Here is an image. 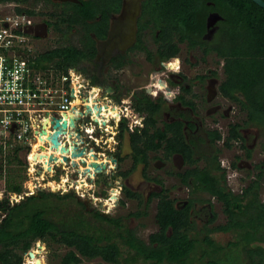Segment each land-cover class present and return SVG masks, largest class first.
<instances>
[{"label": "trees", "instance_id": "trees-1", "mask_svg": "<svg viewBox=\"0 0 264 264\" xmlns=\"http://www.w3.org/2000/svg\"><path fill=\"white\" fill-rule=\"evenodd\" d=\"M5 1L16 2L17 12L48 15L52 19L44 21L62 36L73 30L80 33V45L71 42L58 44L35 52L31 58L36 68H52L60 74L67 73L71 67H81L84 59L94 55V39L90 32L99 38L104 37L109 15L118 12L121 5V0H78L61 6L55 2L51 10L44 11L36 9L34 2L37 0H0ZM140 8L139 29L148 23L153 24V29L158 28L159 60L176 56L180 42H186L189 48L198 45L204 54L209 51L215 53L217 61H222L223 78L217 85L219 93L236 103L244 111L245 118L241 122L228 123L225 135L216 127L207 129L206 142L204 137L193 133L194 130L199 132L194 124H185L182 119L164 120L162 125H157L156 112H159L160 103L149 98L144 102L137 101V108L145 110L146 117L144 126L138 131L136 128L128 132L131 165L113 174H98L104 181L116 174L125 177L141 163L143 177L160 184V190L151 191L145 199L147 204L153 196L157 197L154 217L158 227L149 233L148 240L141 239L133 229L125 227L120 218L101 214L98 210L91 213L95 222L108 224V228L91 224L83 209L66 218L62 215L68 213L58 211L59 215L55 217L52 215L54 210L60 208L57 202L73 196L72 193L40 189L14 204L8 202L6 195L0 198V210L5 211L0 221V264H21L22 254L38 238L67 246L60 259L61 264H80L83 258H100L119 264L122 244L133 250L135 257H141L150 264H191L197 248L201 250V264H234L232 256H222L230 247L238 248L241 256L244 253L250 264H264V201L258 189V179L264 174V158L256 165L259 168L257 177L240 192H233L225 186L226 170L221 165L220 147L217 146L219 141L226 148L238 142L241 148H247L241 128L248 124L264 127V7L253 0H141ZM210 11H217L222 18L217 20L218 28L213 39L208 41L202 35ZM152 32L156 34L154 30ZM181 88L180 102L195 108V102L185 96L190 92V86ZM121 128H124L123 123ZM201 142L212 146L213 151L206 154L199 150ZM14 143L8 140L7 148L0 143V153L7 150L6 158L0 155V168L4 163H10L25 170L26 165L19 154L24 147ZM149 150H158V159L162 161H170L172 154H178L186 166L183 171L169 169L167 173L183 184L192 185L193 190L205 191L219 201L224 222L211 226L204 224L197 229L202 237L194 234L195 222L190 213L193 199L189 198L187 203L178 207L162 180L147 174ZM246 155H250L249 148ZM231 166L236 167L235 161ZM10 170L7 172H13ZM3 188L5 192L20 193L23 185L20 179L16 181L14 174H8L3 179ZM122 191L125 198H134L140 203L142 198L138 191L127 186ZM119 201L124 203L123 199ZM143 212L131 213L139 215ZM214 219L215 213L208 223ZM215 231L232 232L234 238L221 244L211 236Z\"/></svg>", "mask_w": 264, "mask_h": 264}, {"label": "rangeland", "instance_id": "rangeland-1", "mask_svg": "<svg viewBox=\"0 0 264 264\" xmlns=\"http://www.w3.org/2000/svg\"><path fill=\"white\" fill-rule=\"evenodd\" d=\"M34 5L36 9L39 10H44V11L51 10L44 0H37L36 2H34ZM3 8L5 10H9L10 4L7 5L4 4ZM45 19L51 20L52 18L49 17L48 15H44L42 17V20ZM49 28L52 29V31L50 30L46 36L38 37L37 34L33 36L32 35L28 36V43L31 45V48L34 51L36 50L38 52H42L44 49H49L50 47H53L55 45L65 44L68 42L77 43L78 35L80 34L79 32L73 30L66 33L62 37V35L55 33L51 26ZM146 30H149V33L145 34V39L149 42L151 40L152 33L150 29H146ZM200 54L201 52L198 49H189L188 47H186V44H183L181 46L180 52L178 53L181 64L179 71L183 74V78H184L183 81L191 84L192 88L199 93V95H197L194 100L197 103L196 114L198 115L200 120H202V125L199 124V127L196 129L199 132H196L194 130L193 133L195 132L197 135L204 137L205 131H207V129L216 127L220 131H222L223 135H225L227 133L228 122L230 121L241 122L245 118V113L241 109L239 110L238 106L230 108L229 104L231 103L226 98L221 97L218 94V91L215 93L216 97L211 102L208 103L205 100L204 87L206 86L207 81L204 80L203 87H200L198 81L197 82L194 81L193 79L194 75L203 73L205 75H208V77L216 76L217 81L210 83L213 87L216 88L217 83L220 82V80L223 78V72L221 67L222 61H217L218 58L214 54H210L208 57L205 58V61H202L199 60ZM144 56H145L144 52L142 53L140 52L136 54L131 64L126 65L123 71L119 72L118 77H120L122 86H125L130 90H134V88H138L140 85H144L146 81H149L151 77L157 73L156 71H153V68L149 67L148 63L144 62L143 60ZM177 64H178L177 59H174L170 63L171 66H175V67L177 66ZM160 70L161 69H159L158 66V71ZM164 73L166 72L164 71ZM164 73L156 75V81L154 83L156 88L153 89L151 95H154L157 92V89L164 87L165 85V81L163 80ZM173 78H175V76H173ZM159 94L162 97L161 95L162 93ZM214 102L221 103L222 109L224 108L226 113L224 116H221L218 113L207 112V107ZM171 107H174V102L163 103L162 109L159 114V120L157 122L158 125H162V122L164 120H167L173 114L177 116V114L174 111H172ZM214 117H216L217 119L216 124L213 123ZM195 120H197V117ZM241 133L244 136V143L246 147L250 149L249 156L246 155L247 148H241L238 142H233L232 145L227 148L224 147L220 141L217 142V146L220 147L219 158L221 161V165L226 170L225 176L227 175L225 179L226 182L225 186L226 188L231 189L233 192H239L253 178L257 177L256 174L259 168L256 165L259 164L260 161H262V159L264 158V127L263 126L257 127L252 124H248L243 128H241ZM195 139L197 140L198 138ZM126 144L128 145V143ZM14 145L23 146L19 142H15ZM1 146L7 148L6 144L5 145L1 144ZM198 146H199L198 149L202 150L206 154L209 153V151H213L214 149L212 146L208 147L206 142L204 143L201 142L198 144ZM126 150H129V148L127 147ZM6 151L7 150L5 149L3 154L0 153V155H3V157L6 158V154H7L5 153ZM158 154H160V152H158ZM175 159L179 163L177 167L175 166V164H172L169 161L163 163L160 160H158V166H157L155 164L156 159L153 156L150 157L147 174L149 176L156 175L158 178H160L163 182V186L169 189L168 193L170 194V196L174 197L176 201H180L191 195L190 190L192 189V186L181 183L177 179V177L173 175H169L167 173V170L169 169L172 171H175L177 169L180 170L183 169L179 155H177ZM232 161H235L236 167L231 166ZM130 163H131L130 158L126 159L122 162L121 167L127 168ZM198 164L201 163L198 162ZM9 168H11L10 171L13 172H7ZM37 169L38 167L36 165L32 167L28 164L27 169L22 170V168L19 167V165L4 163L0 168V190L1 191L3 190V179L8 174H14L16 181L20 179L23 187L25 188L28 187L33 191H36V189L38 188L39 189L43 188L44 190L52 189L56 191L58 190L61 191L62 190L61 188L64 189L66 188V190L69 191V188H71L75 193L77 192L78 195L81 194L80 193L81 191H83L84 195L81 194L82 196L80 197H88L89 195L96 197V195H99V193L104 194L105 191L109 193L111 189L119 190L118 180L114 179L117 178V174L116 176L111 177L112 182L107 185L102 183V181L104 180H102L101 176H99V174L97 173L95 175L96 177L95 179L90 181L85 179L84 183H82L83 186H81L80 183H78L77 184L78 186L73 185V187H69L66 183L68 181L64 179L65 177H67L65 175V173L67 172L61 173V171H59L57 174H53V172L50 171L48 173H44L43 171H41L37 173L38 172ZM113 169L114 168L112 164V167L110 169H108L107 167V171L104 173L112 172ZM64 170L67 171L68 167L64 168ZM81 178H85V176L82 175ZM81 178H79V180ZM127 180L133 183L134 185L136 184L140 185L139 191H141L142 193L141 195L142 199L145 197V195H147L149 190L151 189L160 190V184H158L157 187L156 184H153L151 181H148L146 180L145 177H143L141 173V164H138L135 167V169L131 171V173L127 176ZM258 180H259V188H258L259 195L261 200L264 201V174H262ZM70 184L72 185V183ZM200 195L204 196L206 201L211 202V209L215 213V219L211 223H208L209 218L210 217L212 218L213 214L210 215L209 213L207 215H202L198 213V208H197L201 203L203 204L204 202L201 203L199 202L197 204V207L193 209L192 213H197V216H195L194 219L195 229L193 230V232L194 234H197L199 237H202V234L199 233L197 229L203 227V224H207V226H211L213 224L224 222L225 216L222 213L220 202H218L214 197L208 195L206 192L200 193ZM18 198L20 197L18 196ZM101 198L103 199L106 197L102 196ZM120 199H123L124 203L114 202L113 204L110 200L106 198L105 200H103V204H104L103 210L108 211L109 216L120 218L121 223L124 224L125 227L133 229L138 236H140L142 239L147 240L148 234L157 229V224L155 222V217H154L157 197L155 198L154 196L153 199L151 198V200L146 205L137 202V199L125 198V196L119 192L118 201ZM142 199L140 202H142ZM109 201L111 203H109ZM57 204L60 206V208L54 210L52 215H54L55 217L59 215L58 211L63 210L62 211L63 213H68L62 215L64 216V218H66L65 216L74 213L77 214V212H79L81 209V207L76 202V198L73 196L68 197L65 200L58 201ZM137 210L140 211L142 210L144 212L139 215H135L131 213ZM211 236L217 242L221 244H225L229 240H232L234 238V233L215 231L211 233ZM39 243L42 245L41 246L42 248L38 247L37 251L39 250L41 253L40 257L46 258V260L43 261L42 263V260L39 258L37 263L60 264V256L66 250V247L64 245H59L58 243L52 241L50 242L46 241V243L44 242V244L42 242ZM262 244L264 246V242H262ZM44 246H46L45 251H43ZM121 248H122V257L120 258L119 264H150L149 261H145L142 258L135 257L134 253L132 251H128V248L125 245L122 244ZM30 250H34L35 252V245L31 246ZM200 251H201L200 248H197L196 252L194 253V256L191 259V264H201ZM222 256L223 258L224 256L225 257L227 256V258L229 256H232L234 258V264H250L247 259V256L244 255V253H242L241 256V252H239L238 248L230 247L224 251V254ZM24 258L26 260L23 263L27 264L28 258L26 257ZM98 262L100 264H114V263H108L102 261L100 260V258H92V259L83 258L80 264H96Z\"/></svg>", "mask_w": 264, "mask_h": 264}, {"label": "flooded vegetation", "instance_id": "flooded-vegetation-1", "mask_svg": "<svg viewBox=\"0 0 264 264\" xmlns=\"http://www.w3.org/2000/svg\"><path fill=\"white\" fill-rule=\"evenodd\" d=\"M68 1H71V0H48V1L45 0L46 4L50 7V9L53 8V3H55V2L59 3V6H61L62 4L66 3ZM140 7H141V0H140ZM116 13H118V12H116ZM116 13L114 12V13H111L109 15V22H108V26H107L104 37L99 38L93 32H90L91 36L94 39L95 53L90 59H84L81 62L80 66L83 68H81V67L69 68V70L72 69L73 71L77 72L83 78L84 88L82 89V97L84 96V101H86L87 98H92V97H95V98L98 97L100 99L102 109L99 112V114H96L94 111L88 112V115L82 117L80 122H82V121L84 122V127H82V132H83V136L86 138V143H87L88 147H90L91 149H94L95 153H97L98 156L100 155V159H102L103 161H106V169L105 170L107 171V167H108V169H110L112 167V164H113L114 169L112 170V172H108V174H111L113 172H120V170H125L131 165V163H130L127 168L121 167V164L124 160L129 159V158L131 160V157L129 155L130 154V145H129V138H128L129 133L128 132L135 131L136 128L138 131L142 126H144V118L146 117V111L145 110H139L137 108V106H136L137 101H143L144 102V101H146V98H149L150 101H152V102L160 103L159 112H156V117L158 118L157 122L159 120V114H160V111L162 109L163 103L164 102H174V107H171V108H172V111H174L177 114V116L175 114H173L171 117H169L165 121H172L174 119H182L185 124L188 122L194 124L196 129L199 127V124L202 125V120H200V118L196 114L197 113V103L194 100L195 97L197 95H199V93L196 92V90H194L192 88L191 84L183 81V79H184L183 74L179 71L181 64H180L178 54L176 56H173L170 58H163L160 60L158 59V54H157L158 28L153 29V27H152L153 24L148 23L149 24L148 26L145 25L144 27L139 29L138 18L141 14V8H140V13L136 18V33H135V40L133 41V43L131 45L126 46L123 50H119V49L117 50V48H113L111 53H110V57L106 61H104L103 63L100 62V59H96L97 40L98 39L99 40L104 39L107 36L108 30L110 28L111 16L116 14ZM42 17H43L42 15H38V14L34 15L33 24L31 27L34 34H37L38 37L39 36H46L50 30L52 31V29L49 28L50 26H48V24H46V21L42 20ZM217 28H218L217 21L214 23V25L212 27H209V28H207L206 24H205L206 30L202 36L208 41L213 39L214 33H215ZM146 29H150L151 33H152V36L150 35L151 40L149 42L145 39V34L149 33V30H146ZM152 30H154V32L156 33L155 35H153ZM53 31L56 33V31L54 29H53ZM79 36H80V34L78 35L77 43H74V44L80 45ZM140 42H141V46H139ZM183 44H186V47H188L186 42H180L179 43L180 48ZM189 49H198L201 52V54L199 56V60H202V61H205V58L208 57L210 54L215 55V53L213 51H209V52H206L204 54L198 45H196L194 48H189ZM36 52H38V51H36ZM140 52L141 53L144 52V55H145L144 59H143L144 62L148 63L149 67L153 68V71H156L157 73L155 72L156 74H154L149 81H146L144 85H140L138 88H134V90H130L129 88L121 85L120 77H118V75H119V72L123 71V69L125 68L126 65L131 64V62L134 60V56ZM174 59H177V61H178V64L176 67L170 65V63ZM158 66H159V69H161L159 71L160 73H164V71L167 73V74L164 73V78H163V80L165 81V85L163 88L157 89V92L154 95H151V92L153 91V89L156 88L154 83L156 81V75H158ZM197 75H203V73L195 74L194 78H193L194 81H196V82L198 81V84L200 85V87H203V81L204 80L207 81V84L204 87L205 88L204 90H205V100L208 103L211 102L216 97L215 93L217 91L221 97L226 98L219 93V90L217 88V85L219 84V82L217 83L216 88L210 84L211 82L217 81L216 76L215 77H208V75L204 74V76L202 78H200V77H196ZM173 76H175V78H173ZM185 85L190 86V92L187 93L185 96L187 98H191V100L193 102H195V108H193L191 105L182 104L180 102V100L178 99V95L183 93L181 87L185 86ZM194 85H197V84H194ZM159 93H162L161 94L162 97L160 96ZM74 99L76 101V98H74ZM141 99H143V100H141ZM227 100L231 103V104H229L230 108L238 106L233 101H231L229 99H227ZM88 101L83 102V103H87ZM75 103L77 106L80 105V102L79 103L74 102L73 104H75ZM106 107L111 108V110L115 109L116 114L112 113V111H111L109 114L104 116V114L102 113V110L103 109L106 110ZM239 110H240V108H239ZM207 112L218 113L221 116H224L226 114L224 108L222 109L220 102H214V103L210 104L207 107ZM208 116H210V115H208ZM99 117H101V118L99 119ZM196 117H197V120H195ZM84 119H86V120H84ZM157 122H156V124H157ZM232 122H234V121H230L228 123H232ZM122 123L124 124V128H121ZM213 123L214 124L217 123L216 117L213 118ZM121 130H122V132H121ZM204 138H205V141L208 142L206 131L204 134ZM126 143H128V145ZM221 143H222V141H221ZM127 147L129 148V150H126ZM148 153H149L150 157L155 155L153 157L156 159L155 164L158 166V160H159L158 159V150L157 151L149 150ZM110 156L115 158V161L112 160ZM106 157H108V158H106ZM175 158H176V154H172L171 160L169 162H171L172 164H175V166L177 167L179 165V163L176 161ZM23 162L26 165L25 166V170H26L28 167V162L25 160H23ZM139 164H141V163H139ZM181 164L184 166L183 161L181 162ZM142 166H143V164H141V172H142ZM147 169H148V167H147ZM147 169H146V172H147ZM183 169L178 170V171H183ZM37 170H38L37 173H39L41 171H43L44 173L49 172L46 169H43L42 167H38ZM59 171H61V173L67 172V173H65V175L67 177H65L64 179L66 181H68L66 183L69 187H73V185L72 186L69 185L70 181L74 180L73 178H76V176H78V174H81L80 172L74 171L73 168H71V167H68L67 171L64 170V168L61 169V168L55 167L54 170L50 171V172H53V174H57ZM106 171H104V172H106ZM70 177H72V178H70ZM225 177H227V175ZM95 178H96L95 176L92 179L90 177H86V179L88 181L93 180ZM114 179L118 180V186H119V190H116L117 191V198L119 196V192L123 194L122 190H123L124 186H127L128 188H130L133 191H138L142 195L141 191H139L140 185L139 184L134 185L133 183L129 182L127 180V176L122 177L121 175L117 174V178H114ZM146 180L151 181L153 184H156V186L158 187L157 181H154L151 178L150 179L146 178ZM111 182H112L111 177H108L105 181H102V183H104L105 185L110 184ZM40 189L44 190L43 188H40ZM40 189L38 188V189H36V191L40 190ZM61 189H62L61 191L58 190V191H54V192L55 193H62V192L67 191L66 188L65 189L61 188ZM36 191H33L32 189H30L28 187H26V188L23 187V189L20 193L15 192V191H6L5 192V190H2L0 193V198H2V196L6 195L9 198L8 202H10V204H14L15 202H18L19 200L24 198V196L33 194ZM48 191H52V189L51 190L48 189ZM151 191H158V189L149 190L147 195H145L144 200H142V202H140V203H143L144 205H146L145 199L148 197V195ZM190 191H191L190 196H188L187 198L180 200V201L175 200V204L178 207H182L185 203H187L189 198L193 199L192 206L190 208V213H191V218L194 221L195 216H197V213H192V212H193V209L197 206V204L199 202L197 201V199L194 198V196L196 195L195 190L191 189ZM67 192L72 193V195L76 198L77 204L81 207L80 211L83 209V212L87 214V219L89 220V222L91 224L96 223L98 227L108 228V224L101 223V222H95L91 213L95 210H98L102 214V212L104 211L103 210L104 198L102 199L101 197L104 196V197L109 198L110 192L107 193L105 191L104 194L99 193V195H96V197H94L92 195L91 196L89 195L88 197H80V196L84 195V192L82 195L81 194L78 195V193L77 192L75 193L71 188H69V191H67ZM18 196L20 198H18ZM153 198H154V196L152 197V199ZM132 199H134V198H132ZM117 202H120V201H118V199H117V201L115 203H117ZM137 202H139V201L137 200ZM201 204L199 205L200 207L198 209V213H200L202 215H207L209 213H210V215H212L214 213L211 209V202L210 201H206L202 205ZM79 212H77V213H79ZM104 212H106V214L109 215L108 211H104ZM4 215H5V211L0 210V221L4 217ZM199 229H201V228H199ZM138 237H140V236H138ZM143 240H145V239H143ZM147 240H148V236H147ZM147 240H145V241H147ZM39 242H42L43 244H44V242L46 243V241L43 239H40V238L34 239L32 242V246L35 245V252H34V250H32L33 256L29 255V251L24 252L22 254V263L21 264H25V263H23L26 260L24 257L28 258V260H27L28 263L26 262L27 264H36V259H39V258L42 260V263H43V261L46 260V258L40 257V255H41L40 252L39 253L37 252L38 247L42 246ZM59 245H64V244L59 243ZM65 247L67 250V246H65ZM45 248H46V246L43 247V251H45ZM65 251L61 254L60 259H61L62 255L65 254ZM128 251L133 252V250H129V249H128ZM139 258H141V257H139ZM37 264H40V263H37Z\"/></svg>", "mask_w": 264, "mask_h": 264}, {"label": "built area", "instance_id": "built-area-1", "mask_svg": "<svg viewBox=\"0 0 264 264\" xmlns=\"http://www.w3.org/2000/svg\"><path fill=\"white\" fill-rule=\"evenodd\" d=\"M11 2H0V143L5 145L10 139L21 143L24 148H28V164L41 167L39 160L30 157L32 147H39L37 141L45 132L42 129L47 128L45 147L49 149L47 136L52 132V116H59L61 121L76 106L74 102H86L82 97L83 78L72 69L60 74L52 68L40 69L33 65L34 60L31 58L36 50L28 43V36L35 35L31 29L34 15L25 11L17 12L15 5L18 4ZM4 4H10V9L5 10ZM92 102L90 98L87 103ZM105 112L103 109L104 116ZM64 140L65 137L61 139L62 142ZM81 176L78 174L70 183L78 186ZM80 193L83 194V191ZM116 198L117 192L115 199L110 195L108 199L114 204Z\"/></svg>", "mask_w": 264, "mask_h": 264}, {"label": "water", "instance_id": "water-1", "mask_svg": "<svg viewBox=\"0 0 264 264\" xmlns=\"http://www.w3.org/2000/svg\"><path fill=\"white\" fill-rule=\"evenodd\" d=\"M77 1V0H71ZM260 6L264 7V0H253ZM140 13V0H122L118 13L111 16L110 28L104 39L97 40L96 59L103 63L110 57L113 48L123 50L126 46L131 45L135 40L136 18ZM222 16L217 11L208 12L205 20L206 27H212L214 23L221 19ZM90 98H87L88 101ZM90 103H82L74 106L68 117L61 119L57 115L52 116L50 124L52 132L47 136L50 144L47 145L49 150L42 144L32 147L31 159L39 160V165L43 167V160H47V171H53L55 167H71L74 171L80 172L85 177L94 178L96 173L106 171V161L100 159L94 149L88 147L86 138L83 136L82 127L84 122L81 118L88 115V112L99 114L102 109L100 99L92 97ZM86 120V119H84ZM45 129H42L44 131ZM65 135V136H64ZM65 137L62 142L61 139ZM45 150L46 152H43ZM58 150V153L56 151ZM28 148H23L19 152L23 160H26ZM111 157V156H110ZM108 158V157H106ZM115 161V158L111 157ZM45 160V161H46ZM52 163L54 166H52ZM82 165V169L79 166ZM44 168V167H43ZM56 191V190H52ZM106 214V212H102ZM29 255L33 256L30 250ZM38 259H36V263Z\"/></svg>", "mask_w": 264, "mask_h": 264}, {"label": "bare ground", "instance_id": "bare-ground-1", "mask_svg": "<svg viewBox=\"0 0 264 264\" xmlns=\"http://www.w3.org/2000/svg\"><path fill=\"white\" fill-rule=\"evenodd\" d=\"M106 110H107V113L105 112V114L107 115V114H109L111 111H112V113H114V114H116V110L115 109H113V110H111L109 107H106ZM47 133H48V131H47V128H45V132H44V134L41 136V138L37 141L38 143L37 144H42L43 146H45L46 145V139H45V137H46V135H47ZM109 139V138H108ZM48 148H47V152H48ZM56 153H58V150L56 151ZM46 160V159H45ZM45 160H43L44 162H43V167L46 169V166H47V160L45 161ZM33 163V162H32ZM79 168L80 169H82L80 166H79ZM83 180V178L82 179H80L78 182L80 183V185L81 186H83V184L82 183H84V181H82ZM78 184V183H77ZM115 195H116V189H112V193H111V195H110V197L112 198V199H115ZM109 203H111L110 201H109ZM37 252H40L39 250L37 251Z\"/></svg>", "mask_w": 264, "mask_h": 264}, {"label": "crops", "instance_id": "crops-1", "mask_svg": "<svg viewBox=\"0 0 264 264\" xmlns=\"http://www.w3.org/2000/svg\"><path fill=\"white\" fill-rule=\"evenodd\" d=\"M178 154H176V156H177ZM180 157V156H179ZM180 159H181V157H180ZM160 161H162V160H160ZM163 163H165V162H167V161H162ZM181 162H182V159H181ZM182 165V164H181ZM183 166V165H182ZM186 165L184 164V166H183V168L185 167ZM178 170H180V169H177L176 171H178ZM182 170V169H181ZM190 186H192V185H190ZM193 188V187H192ZM195 190V189H194ZM195 193H196V195L194 196V198L195 199H197V201L198 202H205L206 200H205V197L204 196H202V195H200V193H205V191H202V190H200V189H197V190H195ZM207 193V192H206ZM208 194V193H207ZM209 195V194H208ZM197 207V206H196ZM199 207L200 206H198L197 208L199 209Z\"/></svg>", "mask_w": 264, "mask_h": 264}, {"label": "clouds", "instance_id": "clouds-1", "mask_svg": "<svg viewBox=\"0 0 264 264\" xmlns=\"http://www.w3.org/2000/svg\"><path fill=\"white\" fill-rule=\"evenodd\" d=\"M158 74H161L159 71H158ZM23 149V148H22ZM26 161V160H25ZM104 173V172H103ZM97 174V173H96ZM3 190H4V188H3ZM0 192H1V190H0ZM111 192H112V189H111V191H110V195H111ZM117 192V191H116ZM119 197V196H118ZM107 199H108V197H106ZM106 198H104V200L106 199ZM117 199L118 198H116V200H115V202L117 201ZM109 200V199H108ZM28 251H30V249L28 250ZM32 251V250H31Z\"/></svg>", "mask_w": 264, "mask_h": 264}]
</instances>
